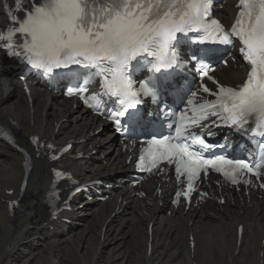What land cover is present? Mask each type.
I'll use <instances>...</instances> for the list:
<instances>
[{"label": "snow or ice", "instance_id": "snow-or-ice-1", "mask_svg": "<svg viewBox=\"0 0 264 264\" xmlns=\"http://www.w3.org/2000/svg\"><path fill=\"white\" fill-rule=\"evenodd\" d=\"M28 3L25 9L24 0H16L17 13H10V27L0 32V47L45 74L58 69H68L71 73L74 65L90 69L85 85L98 78L102 89L91 99L115 98L114 103L119 105L114 117L117 126L125 116L126 125L135 122L137 113L129 110L142 103L141 96L157 102V80L161 78L155 74L180 63L175 51L178 33L184 36L201 33L197 41L200 44L232 45L237 41L249 65L246 81L237 88L218 85L216 92L202 85L204 93L217 99L199 105L193 99L187 101L193 105V116L181 115L175 136L161 139L153 136L148 141L149 148L145 151L151 157V166L147 170L155 168L158 161L175 163L178 177L187 174V191L183 193L186 198L194 191L193 180L208 166L223 173L233 184L239 183L240 174L261 175L264 170V0H238L237 18L227 31L219 20L208 19L210 0H28ZM133 61L136 70L146 68L152 74L138 86L130 75ZM211 70L200 64L203 76H208ZM79 91L87 92V87ZM73 94L75 90L69 88L68 95ZM191 95L195 97L197 93ZM85 103L92 106L87 99ZM209 115L216 116L225 126L239 129L252 124L249 131L261 140L255 145L258 152L251 163L223 154L204 158L203 153L213 146L203 134H194L190 129L199 127ZM140 164H144L143 156ZM180 195L177 193L178 198Z\"/></svg>", "mask_w": 264, "mask_h": 264}, {"label": "bare ground", "instance_id": "bare-ground-1", "mask_svg": "<svg viewBox=\"0 0 264 264\" xmlns=\"http://www.w3.org/2000/svg\"><path fill=\"white\" fill-rule=\"evenodd\" d=\"M1 1L0 25L6 22ZM232 7L229 1L219 12L221 18L227 17ZM0 67V120L15 125L19 140L28 144L35 134L60 143L70 135L83 139L80 151L90 154L98 149L94 159L99 162L81 160L75 165L80 176L104 177L109 182L126 178V159L116 140L107 137L106 129L93 136L105 125L103 122L89 118L85 111L73 112L69 101L33 84L34 100L30 104L19 79V65L4 61L2 55ZM220 74L238 83L245 69L240 63L231 64ZM23 163V155L8 145H0V264H264V200L251 196L250 201H255L251 205L248 198L242 196V201L234 194V206L204 207L167 216L159 201L152 205L128 198L124 209L109 201L74 212L87 217L80 228L67 231L62 219L52 222L47 215L44 197L51 171L41 159L34 162L22 196V210L14 215L8 210L6 200L20 193ZM10 190L15 191L12 197L8 196ZM117 207L120 214L112 218ZM149 223L154 224L152 237L148 234ZM240 224L245 226V233L238 247L236 231ZM191 234L196 242L194 250L189 242ZM101 249L103 253H99Z\"/></svg>", "mask_w": 264, "mask_h": 264}, {"label": "rangeland", "instance_id": "rangeland-1", "mask_svg": "<svg viewBox=\"0 0 264 264\" xmlns=\"http://www.w3.org/2000/svg\"><path fill=\"white\" fill-rule=\"evenodd\" d=\"M99 253H103V252H102V249L99 251Z\"/></svg>", "mask_w": 264, "mask_h": 264}]
</instances>
